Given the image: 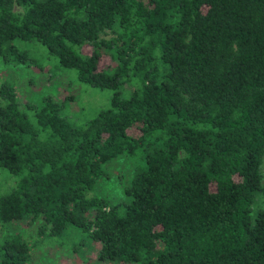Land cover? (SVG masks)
I'll list each match as a JSON object with an SVG mask.
<instances>
[{"label": "trees", "instance_id": "1", "mask_svg": "<svg viewBox=\"0 0 264 264\" xmlns=\"http://www.w3.org/2000/svg\"><path fill=\"white\" fill-rule=\"evenodd\" d=\"M31 40L111 97L77 125L71 98L0 85V169L17 180L0 224L28 228L0 264H29L35 222L78 229L98 263L264 264V0H0V61L29 65L16 41ZM123 158V197L93 196Z\"/></svg>", "mask_w": 264, "mask_h": 264}, {"label": "rangeland", "instance_id": "2", "mask_svg": "<svg viewBox=\"0 0 264 264\" xmlns=\"http://www.w3.org/2000/svg\"><path fill=\"white\" fill-rule=\"evenodd\" d=\"M16 44L21 51L27 53L32 62L28 65L0 61V85L4 81L12 83L22 104L37 106L46 96L58 102L71 98V102L66 103L64 112L65 116L77 125L86 124L100 110L108 108L110 90L95 88L79 81L75 70L61 67L57 59L35 40L16 41ZM82 52L88 53L89 47L84 46ZM114 65L113 60L106 55L100 61L102 69ZM120 160L112 165L111 177L98 180L92 191L93 196L104 197L111 202L123 197V190L129 179L126 172L130 166L127 160ZM16 181L7 170L0 169V196L9 192ZM38 226L39 222H35L28 233L21 230V235H24L30 244L29 264H109L97 262L99 243L89 242L78 229L70 227L61 235L47 238L37 234ZM18 227L24 229L26 226L21 224ZM18 227L15 224H0V241L17 232Z\"/></svg>", "mask_w": 264, "mask_h": 264}]
</instances>
